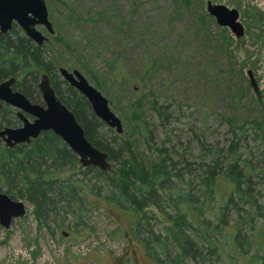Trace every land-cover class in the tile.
<instances>
[{
    "label": "rangeland",
    "instance_id": "obj_1",
    "mask_svg": "<svg viewBox=\"0 0 264 264\" xmlns=\"http://www.w3.org/2000/svg\"><path fill=\"white\" fill-rule=\"evenodd\" d=\"M207 1L45 0L55 36L46 33L43 51L57 72L76 69L105 96L121 120L120 134L145 162L165 150L180 165L193 167L211 158L207 149L225 153L237 142L242 157L255 164L252 182L260 216L253 223L258 228L264 221V0H210L238 10L244 26L239 38L207 13ZM141 93L146 98L138 104ZM136 114L148 124L150 140L140 133ZM109 129L116 133L105 124L108 137ZM89 199L77 227L69 215L39 223L32 206L19 199L25 215L0 226V264H157L140 243L123 235L125 216L95 209L94 198ZM237 217L233 212L230 225ZM150 220L166 234L161 219ZM242 228L250 240L252 231L245 223ZM257 251L253 241L249 255L264 256L263 249ZM241 254L205 264H241Z\"/></svg>",
    "mask_w": 264,
    "mask_h": 264
},
{
    "label": "trees",
    "instance_id": "obj_2",
    "mask_svg": "<svg viewBox=\"0 0 264 264\" xmlns=\"http://www.w3.org/2000/svg\"><path fill=\"white\" fill-rule=\"evenodd\" d=\"M41 70L73 112L88 141L107 153L111 167L108 171L82 167L58 136L45 131L30 144L13 148L0 141V191L29 203L39 223L69 215L74 227L82 223L92 196L95 209L103 207L127 218L123 235L140 243L157 264H205L219 257L232 260L240 251L237 260L241 264H248V259L264 264V256L256 252L249 255L253 241L258 251L264 250V221L258 228L253 223L254 216H260L258 192L252 182L251 168L255 164L242 157L237 142L233 141L225 153L210 146L205 154L211 158H202L193 167L180 165L165 150L159 151L158 159L145 162L120 133L112 129L110 137L103 133L105 123L94 115L85 97L58 76L42 47L16 28L0 33V80L20 77L15 87L35 103ZM145 98L141 93L136 101L140 104ZM150 105L162 113L154 101ZM135 120L140 121V133L150 140L148 124L137 114ZM17 123L16 117L0 109V128ZM67 168L72 171L61 176ZM186 175L190 178L185 179ZM233 212L239 220L230 225ZM150 218L165 223V235L155 229ZM244 223L252 231L250 240L243 232Z\"/></svg>",
    "mask_w": 264,
    "mask_h": 264
},
{
    "label": "water",
    "instance_id": "obj_3",
    "mask_svg": "<svg viewBox=\"0 0 264 264\" xmlns=\"http://www.w3.org/2000/svg\"><path fill=\"white\" fill-rule=\"evenodd\" d=\"M206 11L219 26L228 28L237 38L243 36L244 26L239 21L237 9L208 0ZM13 20L38 46H42L47 38L35 29V24L44 25L49 34L55 33L48 19L45 0H0V32L6 31ZM58 72L71 87L85 97L97 118L115 129L117 133L122 132L121 120L110 109L108 100L80 71L76 69L69 71L60 67ZM13 82L14 78L11 77L0 83V99L20 109L17 116L22 121V125L5 126L0 129V139L6 147L29 144L42 132L51 131L77 156L82 167L95 166L102 171L110 169L111 163L107 153L88 141L73 112L56 95L47 73H42L37 82L42 104L32 103L23 94L12 92L10 86ZM23 112L30 119L23 116ZM25 212L26 205L23 200L13 199L0 191V226L9 227L15 218L24 216Z\"/></svg>",
    "mask_w": 264,
    "mask_h": 264
},
{
    "label": "flooded vegetation",
    "instance_id": "obj_4",
    "mask_svg": "<svg viewBox=\"0 0 264 264\" xmlns=\"http://www.w3.org/2000/svg\"><path fill=\"white\" fill-rule=\"evenodd\" d=\"M45 4H46V2H45ZM47 7V6H46ZM48 11V10H47ZM48 19H49V16H48ZM50 21V20H49ZM51 22V21H50ZM52 24V23H51ZM35 29H37L43 36H45L47 39H46V41L43 43V45L42 46H38L31 38H29L27 35H26V33L24 32V30L20 27V25L15 21V20H13V21H11V23H10V27L6 30V31H8V30H11L12 28H16L17 30H19L20 32H22L32 43H34L36 46H38V47H42L43 48V46H44V44H46L47 42H48V40H49V37L46 35V33L48 34V35H51L52 37H54L55 36V33L54 34H49L48 32H47V29H46V27L44 26V25H42V24H35ZM52 27H53V29H55V27H54V25L52 24ZM6 31H4V32H6ZM4 32H0V33H4ZM54 32H55V30H54ZM11 77H13L14 78V82L12 83V85L10 86V88H11V91L12 92H19V93H21V94H23L20 90H18L16 87H15V85H16V83H17V77H15V76H8L7 78H5V79H2V80H0V83L1 82H3V81H5V80H8L9 78H11ZM61 79L62 80H64L62 77H61ZM39 80V79H38ZM65 81V80H64ZM38 82V81H37ZM66 82V81H65ZM67 83V82H66ZM68 84V83H67ZM69 85V84H68ZM52 86V85H51ZM70 86V85H69ZM36 88H37V84H36ZM37 91H38V89H37ZM38 94H40V92L38 91ZM24 95V94H23ZM40 96V99H41V95H39ZM24 97H26L25 95H24ZM28 100H29V98L28 97H26ZM30 102H32L31 100H29ZM32 103H34V102H32ZM35 103H38V102H35ZM41 104H42V100H41ZM0 109L1 110H5V111H8L10 114H12L14 117H16V120L18 121V124L19 125H3L0 129H2L3 127H5V126H9V127H19V126H21L22 125V121L19 119V117L17 116V112L20 110V109H17L16 107H14V106H11L10 104H8V103H6L5 101H3V100H1L0 99ZM23 116H27V118H29L30 119V117L25 113V112H23ZM0 141L2 142V140L0 139ZM32 142V141H31ZM30 142V143H31ZM3 143V142H2ZM29 143V144H30ZM3 145H4V143H3ZM18 145V144H17ZM5 146V145H4ZM16 146V145H15ZM6 147V146H5ZM14 147V146H13ZM12 147V148H13ZM9 148V147H8Z\"/></svg>",
    "mask_w": 264,
    "mask_h": 264
},
{
    "label": "bare ground",
    "instance_id": "obj_5",
    "mask_svg": "<svg viewBox=\"0 0 264 264\" xmlns=\"http://www.w3.org/2000/svg\"><path fill=\"white\" fill-rule=\"evenodd\" d=\"M44 73H45V72H44ZM40 75H41V74H40ZM40 75H39V76H40ZM32 141H33V140H32Z\"/></svg>",
    "mask_w": 264,
    "mask_h": 264
}]
</instances>
